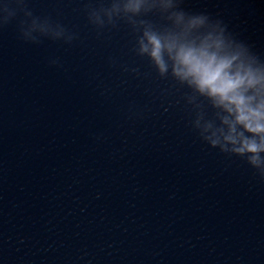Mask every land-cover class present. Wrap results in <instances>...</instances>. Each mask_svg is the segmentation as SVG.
<instances>
[{"label":"clouds","instance_id":"clouds-1","mask_svg":"<svg viewBox=\"0 0 264 264\" xmlns=\"http://www.w3.org/2000/svg\"><path fill=\"white\" fill-rule=\"evenodd\" d=\"M14 3L15 8L10 5ZM184 0H99L88 4V22L102 30L127 24L133 51L161 79L186 89L191 126L212 149L243 160L264 179V56L229 31L222 19L182 7ZM23 12L19 38L71 44L77 37L50 17L34 16L25 0L0 4V28ZM157 16L160 22L146 19ZM57 64V60H51Z\"/></svg>","mask_w":264,"mask_h":264}]
</instances>
